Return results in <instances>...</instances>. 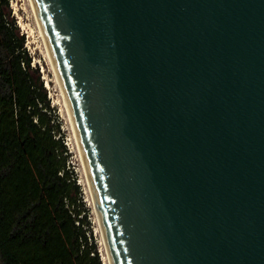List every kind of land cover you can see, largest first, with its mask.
Returning <instances> with one entry per match:
<instances>
[{
	"label": "water",
	"instance_id": "obj_1",
	"mask_svg": "<svg viewBox=\"0 0 264 264\" xmlns=\"http://www.w3.org/2000/svg\"><path fill=\"white\" fill-rule=\"evenodd\" d=\"M113 264H264V0H35Z\"/></svg>",
	"mask_w": 264,
	"mask_h": 264
},
{
	"label": "trees",
	"instance_id": "obj_2",
	"mask_svg": "<svg viewBox=\"0 0 264 264\" xmlns=\"http://www.w3.org/2000/svg\"><path fill=\"white\" fill-rule=\"evenodd\" d=\"M26 35L0 0V264H103Z\"/></svg>",
	"mask_w": 264,
	"mask_h": 264
},
{
	"label": "rangeland",
	"instance_id": "obj_3",
	"mask_svg": "<svg viewBox=\"0 0 264 264\" xmlns=\"http://www.w3.org/2000/svg\"><path fill=\"white\" fill-rule=\"evenodd\" d=\"M12 15L16 18L21 28V33L26 35V46L33 57V64L40 67L42 78L48 89L49 97L54 105L55 113L59 117L65 141L69 148L68 165L74 171L78 182L81 183L83 200L86 204V212L93 232L92 239L97 243L103 264H109L106 248L103 243L102 233L95 212L92 196L86 181L82 160L76 144L70 117L63 99L56 74L50 63L45 42L37 23L30 0H10Z\"/></svg>",
	"mask_w": 264,
	"mask_h": 264
},
{
	"label": "bare ground",
	"instance_id": "obj_4",
	"mask_svg": "<svg viewBox=\"0 0 264 264\" xmlns=\"http://www.w3.org/2000/svg\"><path fill=\"white\" fill-rule=\"evenodd\" d=\"M30 2H31L32 8H33L37 23L39 25L42 37H43L44 42H45V46H46V50H47V53H48V57L50 59V63L52 64V67H53L54 72L56 74L57 81H58V84L60 86V89H61V92H62V95H63V99L65 101V105H66V108H67V111H68V114H69V117H70V121H71L72 129H73V132H74L76 144L78 146L79 154H80V157H81V160H82L84 173H85V176H86V181H87V184H88L91 196H92L93 204H94V207H95V212H96L97 219H98L99 226H100V231L102 233L103 243H104V246L106 248L108 263L109 264H113L112 263V258H111V255H110V250H109V247H108V242H107L105 231H104V226H103V222H102L100 208H99V205H98V202H97V199H96L93 182H92L89 170H88V166H87V163H86V159H85L84 151H83V148H82V145H81V141H80V137H79V134H78V130H77V127H76V124H75V121H74V118H73V115H72V112H71V109H70V106H69L65 91H64V88H63V85H62V81L60 79V75H59V72H58V69H57V66H56V62H55V59H54V56H53V53H52V50H51V47H50V44H49V41H48L47 34H46L45 29H44V26H43V23H42V20H41L39 11H38V8L36 6L35 0H30Z\"/></svg>",
	"mask_w": 264,
	"mask_h": 264
}]
</instances>
